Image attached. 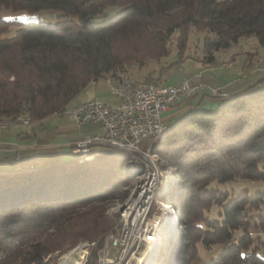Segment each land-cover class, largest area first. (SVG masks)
<instances>
[{
	"label": "trees",
	"instance_id": "1",
	"mask_svg": "<svg viewBox=\"0 0 264 264\" xmlns=\"http://www.w3.org/2000/svg\"><path fill=\"white\" fill-rule=\"evenodd\" d=\"M113 6L120 9L109 16ZM7 10L14 14L0 15V120L45 119L92 82L168 56L173 43L182 60L192 26L208 32L207 64L242 37L264 45V0H0V14ZM152 151L177 179L156 196L170 195L179 214L174 264H194L199 246L221 248L203 264H264V191L235 195L217 185L264 181V78L213 110H185ZM118 153L124 167L98 162L104 153L83 162L37 156L32 170L0 175V264H57L81 242H95L85 264H100L117 220L109 207L135 183L129 157Z\"/></svg>",
	"mask_w": 264,
	"mask_h": 264
},
{
	"label": "built area",
	"instance_id": "2",
	"mask_svg": "<svg viewBox=\"0 0 264 264\" xmlns=\"http://www.w3.org/2000/svg\"><path fill=\"white\" fill-rule=\"evenodd\" d=\"M105 80L111 92L120 99L119 104H107L93 98L58 112L78 125L91 122L102 127V134H86L72 145L71 150L78 161L94 159L99 154L93 150L94 146L109 145L129 157L126 170L135 177L128 195L116 208V213H119L117 223L106 234L104 246L98 251L99 263L160 264L163 258L158 256L163 242L161 233L173 212L174 217L170 221L174 220L172 225L176 231L173 230L174 236L166 240L174 242L178 235L179 215L172 203L156 199L164 189L163 178L170 171L162 170L163 159L152 151V147L168 127L163 113L177 100L197 95L204 88L202 74L190 73L179 84L168 86L153 78L138 80L126 74L108 76ZM229 96L225 90L217 91L215 95L224 99ZM17 122L30 123L22 115L5 118L0 120V133ZM33 168L34 165L16 169L12 174ZM159 241V246H154ZM80 245L86 246L81 243L77 247ZM112 245L115 246L113 257L109 256ZM86 251L79 264H85L89 255V250Z\"/></svg>",
	"mask_w": 264,
	"mask_h": 264
},
{
	"label": "crops",
	"instance_id": "3",
	"mask_svg": "<svg viewBox=\"0 0 264 264\" xmlns=\"http://www.w3.org/2000/svg\"><path fill=\"white\" fill-rule=\"evenodd\" d=\"M203 54L196 55L194 60L188 63L191 68L183 70V74H180L178 69L170 73L164 71L162 68L169 66H162V62H164L162 60L157 62L156 69L160 71L153 74L154 77L152 75L147 77L161 80L164 83L168 78L174 77L176 79L177 77V81L174 80L173 83H169L175 84L184 80L185 76L190 73L201 72L202 74L204 88L191 98H181L172 103L163 113L167 123L189 108L207 109L208 106H200L207 98H210L208 102L209 105H212V108L208 110L215 109L219 101L225 100L224 98L215 97L217 91L225 90L231 95L255 85L264 78V66H254L253 56L255 55L253 51L250 52L245 48H241V51L225 58L224 68L222 66L214 67L215 64L213 63L203 62L201 60ZM248 60L250 64H248ZM238 62H240V65L237 64ZM125 74L128 75L126 72ZM155 76H158V78ZM87 89L90 90L89 96L82 97L79 101L74 102L72 107L93 98L106 97L107 93L111 91L106 80L92 82L84 90ZM117 103H120V99ZM102 133L103 130L99 123L88 122L78 125L67 115L59 113L50 115L43 124L33 121L29 124L14 125L0 133V175H9L10 172L13 173L16 169L33 166L35 163L34 157L56 156L60 150H71L72 145L86 134Z\"/></svg>",
	"mask_w": 264,
	"mask_h": 264
},
{
	"label": "rangeland",
	"instance_id": "4",
	"mask_svg": "<svg viewBox=\"0 0 264 264\" xmlns=\"http://www.w3.org/2000/svg\"><path fill=\"white\" fill-rule=\"evenodd\" d=\"M119 9H120L119 6L110 7L108 9L109 16L114 15L117 11H119ZM13 14L14 13L11 11H8V12L5 11V12H2L0 15L5 16V17H12ZM15 31H16V27L15 26L11 27L8 35H13ZM207 33H208L207 31H199L193 26L190 27L189 32H188L189 41H188V45H187V48H186L185 53H184L185 55H184L182 60H180V57L178 55V48L176 47V44L173 43V44H171V52L168 56L162 58L161 60L152 59L145 66H139L137 64L129 65L127 67L128 70H126L125 72L131 78L138 79V80H144L147 77H149L150 75L153 76V74H156V73H158V71H160V70L156 69L157 68V62H160L163 60L164 62H162V66H164V67L169 66L166 68H162V69H164V71L170 73V72H173V71L178 69V70H180V74H183V70H185V69L189 70L191 68V66L188 63L192 62L194 60V58L196 57V55L203 54V41H204V38H205ZM241 48H245L246 50H248L250 52L251 51L254 52V55H255V56H253L254 66H260V67L264 66V45H261L258 42L256 36H248V37L240 38V40L237 43H233L229 49L217 51L216 61L213 63V64H215L214 67H221L222 66L224 68L223 62H224V60H226L225 58H229L231 56V54L233 55L236 52L241 51ZM249 60H248V64H250ZM237 64L240 65V62H238ZM176 66H178V67H176ZM155 77L158 78V76H155ZM184 79H186V76ZM99 80L104 81L105 79L103 78V79H99ZM155 80L163 83L166 86L177 85L181 82V81H178L175 84H169L171 82L173 83L174 80L177 81L178 80L177 77H176V79L174 77L168 78V79H166L165 83L161 80H158V79H155ZM93 83H95V82H93ZM89 94H90V90H88V89L83 90L82 92H80L75 97V99L67 107H72L74 102L79 101L82 97L83 98L88 97ZM99 99L102 102H105L107 104H113V105L118 104L117 103L118 98L113 93H111V91L107 93L106 97H101ZM209 100H210V98H207L205 100V102L201 103L200 106H202V107L208 106L207 109L212 108V105L211 104L209 105V102H208ZM48 117H46L45 119H42V120H35V123H42L43 124V122L46 121V119ZM17 124L23 125L22 122H17L15 124H13L12 126L17 125ZM7 129H9V128H7ZM93 150H95L98 153H104L105 154V155H103L102 158H99L98 162H100V161L101 162H110V163H116L117 162V165H119V168L122 166L124 167V164L120 161V158H122V155H121V153H118V152H120L119 150H117V149H115L109 145H96V146H94ZM56 156H61L62 161L74 160L77 157V155L72 153L71 150H69V149L58 151ZM128 165H129V162H128ZM126 168L127 167L125 165V169ZM176 182H177V179H175L173 177V173H169L168 176L163 178V185H162L164 188L163 191H167L168 189H172L173 184ZM217 185L219 186V188L228 189L231 193H233L235 195H237L241 191V189H248L250 195H255L259 191H264V181L252 182L249 180L239 179L237 181H230L227 183H219ZM171 200L172 199H171L170 195H168L163 201H171ZM122 202H123V200H117L110 205L109 212L114 218H117L116 208ZM159 206H160V203L157 205L158 209H159ZM216 211H217V209H215V211L213 213H211V215L214 217L220 218V216H217L215 214ZM173 217H174V213L172 212L171 216H169V218H168L169 221L167 220L166 226L161 233V236H162L161 239H162L163 243H161L159 241L158 246L161 243L159 246V250L163 246H166V248H167V240L166 239H169L170 237L174 236V233H175L174 231H176V227L173 226L172 222L170 221L171 218H173ZM115 223H117V221ZM81 243L86 244V246H84V247H85V249H88V250H89L90 246L92 245L91 243H87V242H81ZM81 243H79V244H81ZM173 244H174V242L171 245V251L164 253V255H163L164 257L160 261V264H174L175 263L174 252L176 249V245H173ZM87 245H89V248ZM77 246L73 247L72 249H69L68 252L76 249ZM166 248H163L162 250H165ZM220 249H221L220 247H217V248H214L213 250H208V249L204 248L203 246H199V255H198L197 259L194 261V264H203L205 261L211 259L212 257L217 256ZM114 251H115V246L112 245L111 253L109 256L113 257L115 255ZM68 252H66V253H68ZM65 254H63V255H65ZM63 255H61V256H63ZM85 255H86V253H85ZM85 255H84V257H85ZM60 257H59V259H60ZM59 259H58V261H59ZM79 260H80V258H79ZM79 263H80V261H78L76 264H79ZM57 264H58V262H57Z\"/></svg>",
	"mask_w": 264,
	"mask_h": 264
},
{
	"label": "bare ground",
	"instance_id": "5",
	"mask_svg": "<svg viewBox=\"0 0 264 264\" xmlns=\"http://www.w3.org/2000/svg\"><path fill=\"white\" fill-rule=\"evenodd\" d=\"M173 222H174V220L172 219V223ZM158 243L159 242L155 243L154 246L157 247ZM163 248H166V246H163L162 248H160V250H162ZM85 253H86V249L84 246L81 245V246L77 247L76 249H74V250L66 253L65 255L61 256L59 261H58V264H76L78 261H80L79 258L84 257Z\"/></svg>",
	"mask_w": 264,
	"mask_h": 264
},
{
	"label": "water",
	"instance_id": "6",
	"mask_svg": "<svg viewBox=\"0 0 264 264\" xmlns=\"http://www.w3.org/2000/svg\"><path fill=\"white\" fill-rule=\"evenodd\" d=\"M9 174L13 175L11 172Z\"/></svg>",
	"mask_w": 264,
	"mask_h": 264
},
{
	"label": "snow or ice",
	"instance_id": "7",
	"mask_svg": "<svg viewBox=\"0 0 264 264\" xmlns=\"http://www.w3.org/2000/svg\"><path fill=\"white\" fill-rule=\"evenodd\" d=\"M23 19V18H22Z\"/></svg>",
	"mask_w": 264,
	"mask_h": 264
}]
</instances>
